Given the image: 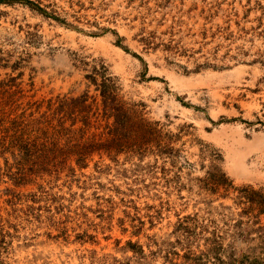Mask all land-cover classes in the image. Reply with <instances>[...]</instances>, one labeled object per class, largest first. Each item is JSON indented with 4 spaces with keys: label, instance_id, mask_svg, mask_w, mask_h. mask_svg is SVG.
<instances>
[{
    "label": "rangeland",
    "instance_id": "1",
    "mask_svg": "<svg viewBox=\"0 0 264 264\" xmlns=\"http://www.w3.org/2000/svg\"><path fill=\"white\" fill-rule=\"evenodd\" d=\"M102 74L170 155L76 158ZM240 186L264 193V0H0V264H264Z\"/></svg>",
    "mask_w": 264,
    "mask_h": 264
},
{
    "label": "trees",
    "instance_id": "2",
    "mask_svg": "<svg viewBox=\"0 0 264 264\" xmlns=\"http://www.w3.org/2000/svg\"><path fill=\"white\" fill-rule=\"evenodd\" d=\"M91 79L94 80L93 77ZM94 83L100 95V114L104 118L110 117L111 120L104 125L102 138L85 144L78 141L71 144V151L77 154V159H80V156L86 150L92 149H102L106 152H117L122 149L137 150L139 153L150 151L157 156L171 154L173 151L171 145L172 134L162 131L157 125V121H149L142 116L140 110L136 108L137 104L135 102L120 99L115 91L116 87L111 76L102 74L100 80ZM85 97V91L79 95L69 97L66 101V110L70 111L74 104H82ZM59 108H61V105ZM26 147L29 149V142L27 141L19 145L18 149L23 150ZM72 147L75 151L72 150ZM214 156V153H211V158ZM202 182L212 191L218 190L220 187L226 190L231 185L225 173L213 163L209 164ZM234 188L250 204H253L259 210H264L263 192L248 186Z\"/></svg>",
    "mask_w": 264,
    "mask_h": 264
}]
</instances>
